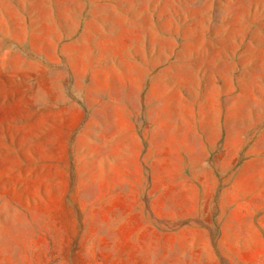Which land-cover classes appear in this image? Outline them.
Segmentation results:
<instances>
[{"label":"rangeland","instance_id":"obj_1","mask_svg":"<svg viewBox=\"0 0 264 264\" xmlns=\"http://www.w3.org/2000/svg\"><path fill=\"white\" fill-rule=\"evenodd\" d=\"M0 224L22 264H264V0H0Z\"/></svg>","mask_w":264,"mask_h":264},{"label":"crops","instance_id":"obj_2","mask_svg":"<svg viewBox=\"0 0 264 264\" xmlns=\"http://www.w3.org/2000/svg\"><path fill=\"white\" fill-rule=\"evenodd\" d=\"M5 228L7 227V225H4ZM10 226L12 227L13 225L10 224ZM3 225L0 224V232H2L4 229L2 228ZM3 233V232H2ZM2 233H0V247H1V252H0V264H22V256L20 258V256L15 259L14 258H8V256H6V245L8 240L5 238V236L2 235ZM11 241V240H10Z\"/></svg>","mask_w":264,"mask_h":264}]
</instances>
